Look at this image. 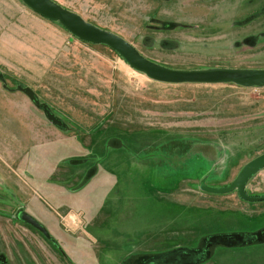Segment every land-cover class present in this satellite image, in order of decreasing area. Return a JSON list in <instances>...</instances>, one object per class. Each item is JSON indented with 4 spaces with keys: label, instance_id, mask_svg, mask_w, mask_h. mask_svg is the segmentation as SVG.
<instances>
[{
    "label": "rangeland",
    "instance_id": "obj_1",
    "mask_svg": "<svg viewBox=\"0 0 264 264\" xmlns=\"http://www.w3.org/2000/svg\"><path fill=\"white\" fill-rule=\"evenodd\" d=\"M50 1L172 69H264V0ZM262 153L264 86L157 81L0 0V264H264V200L203 188Z\"/></svg>",
    "mask_w": 264,
    "mask_h": 264
},
{
    "label": "water",
    "instance_id": "obj_2",
    "mask_svg": "<svg viewBox=\"0 0 264 264\" xmlns=\"http://www.w3.org/2000/svg\"><path fill=\"white\" fill-rule=\"evenodd\" d=\"M44 17L59 21L74 35L83 40L108 45L118 52L135 69L148 74L151 78L166 83H233L242 86H264V69L225 68V69H172L158 64L141 55L131 44L118 35L92 25L75 13L68 11L50 0H23ZM57 122V118L50 114ZM264 168V153L252 159L240 172L230 186L212 187L203 182V188L213 193H227L237 188L240 197L246 201H262L264 196H252L246 191L249 179ZM36 223L32 218L28 217Z\"/></svg>",
    "mask_w": 264,
    "mask_h": 264
},
{
    "label": "trees",
    "instance_id": "obj_3",
    "mask_svg": "<svg viewBox=\"0 0 264 264\" xmlns=\"http://www.w3.org/2000/svg\"><path fill=\"white\" fill-rule=\"evenodd\" d=\"M230 84H233V83H230Z\"/></svg>",
    "mask_w": 264,
    "mask_h": 264
}]
</instances>
